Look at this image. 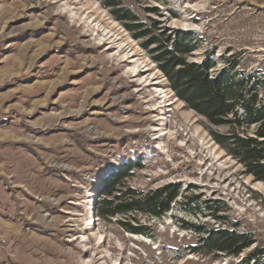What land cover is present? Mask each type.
<instances>
[{"label": "rangeland", "instance_id": "rangeland-1", "mask_svg": "<svg viewBox=\"0 0 264 264\" xmlns=\"http://www.w3.org/2000/svg\"><path fill=\"white\" fill-rule=\"evenodd\" d=\"M122 2L141 30L192 31L190 61L213 51L218 68L237 60L264 76V0ZM112 10L102 0H0V264H264V253L246 261L264 252V182L215 141L232 129L180 100L148 37ZM128 162L139 166L124 192L180 184L169 211L97 213L103 179ZM204 223L255 242L238 255L196 252L189 226Z\"/></svg>", "mask_w": 264, "mask_h": 264}, {"label": "trees", "instance_id": "trees-1", "mask_svg": "<svg viewBox=\"0 0 264 264\" xmlns=\"http://www.w3.org/2000/svg\"><path fill=\"white\" fill-rule=\"evenodd\" d=\"M102 1L106 7H112L117 19L126 21V26L132 30H139L137 37H148L143 46L151 51L153 59L167 77L169 87L180 100L211 124L232 129L229 133L213 132L215 141L243 164L245 173L264 182V100L260 97L264 76L240 70L237 60H228L222 68H218L213 51L200 62L190 61L189 56L200 44V39L192 31L175 30L168 34L154 33L151 28L141 30L142 23H137L139 16L123 5L122 0ZM155 24L154 27H158ZM252 126L256 127L253 134L239 131ZM138 166L134 162L123 163L119 170L105 176L102 192L107 197L98 208L99 215L114 217L140 212L161 216L170 210L179 196L180 184L169 183L145 194L134 188L125 192L121 189L124 179ZM212 208L217 211L222 209ZM119 223L129 232L149 235L146 226H135L123 220ZM189 227L200 233V243L194 248L196 252L218 250L238 255L255 242L252 236L226 227H210L205 223ZM263 253L254 251L246 261H256Z\"/></svg>", "mask_w": 264, "mask_h": 264}]
</instances>
